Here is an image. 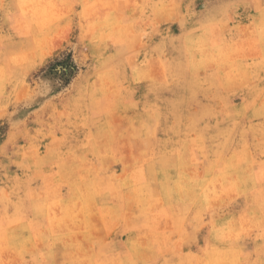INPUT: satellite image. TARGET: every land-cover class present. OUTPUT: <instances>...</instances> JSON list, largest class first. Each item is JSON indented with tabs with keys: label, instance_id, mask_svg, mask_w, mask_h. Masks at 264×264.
<instances>
[{
	"label": "clouds",
	"instance_id": "1",
	"mask_svg": "<svg viewBox=\"0 0 264 264\" xmlns=\"http://www.w3.org/2000/svg\"><path fill=\"white\" fill-rule=\"evenodd\" d=\"M0 264H264V0H0Z\"/></svg>",
	"mask_w": 264,
	"mask_h": 264
},
{
	"label": "rangeland",
	"instance_id": "2",
	"mask_svg": "<svg viewBox=\"0 0 264 264\" xmlns=\"http://www.w3.org/2000/svg\"><path fill=\"white\" fill-rule=\"evenodd\" d=\"M65 70V66L62 63H54L51 68L49 69V71L52 74H60Z\"/></svg>",
	"mask_w": 264,
	"mask_h": 264
}]
</instances>
